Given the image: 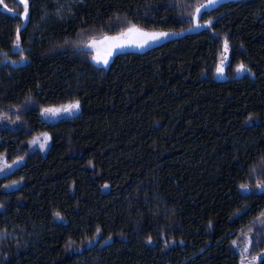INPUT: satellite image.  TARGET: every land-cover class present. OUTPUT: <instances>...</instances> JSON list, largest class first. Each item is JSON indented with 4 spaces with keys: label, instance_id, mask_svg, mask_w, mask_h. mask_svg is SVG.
<instances>
[{
    "label": "trees",
    "instance_id": "trees-1",
    "mask_svg": "<svg viewBox=\"0 0 264 264\" xmlns=\"http://www.w3.org/2000/svg\"><path fill=\"white\" fill-rule=\"evenodd\" d=\"M207 1L29 0L24 25L3 0L0 156L23 163L0 177V264H240L243 233L264 253V0L220 4L210 27L108 68L84 49L130 24L185 31ZM75 99L77 115L42 119ZM41 133L50 148L28 152Z\"/></svg>",
    "mask_w": 264,
    "mask_h": 264
},
{
    "label": "rangeland",
    "instance_id": "rangeland-1",
    "mask_svg": "<svg viewBox=\"0 0 264 264\" xmlns=\"http://www.w3.org/2000/svg\"><path fill=\"white\" fill-rule=\"evenodd\" d=\"M21 6L23 7V4L21 3V0H17ZM229 1H234V0H219V3L212 5V6H208V7H203L200 10V14H199V18L201 16V14L205 11H210L216 7H218L220 4L229 2ZM203 5H208V1L206 3H204ZM0 6L7 10L4 6H2V3H0ZM196 14L194 16V25L192 27H190L189 29L182 31V32H177L180 33V35H170L167 38H163L160 39L156 42H150L147 45L140 47L137 44H126L124 47L122 48H116L113 55L109 58V62L107 65L103 64L102 62H97L95 59H93V62L100 67H104V68H108L110 63L113 61L114 57L117 54L120 53H124V52H137V53H143L151 48L160 46L168 41L174 40V39H180L182 37H184L185 35L188 34H192V33H196L199 32L203 29H206L208 26H202V27H196ZM24 20V18H23ZM28 22V20H24V25H26ZM201 25H204L202 23H200ZM146 31V30H145ZM147 32H153V31H147ZM167 32V31H166ZM114 35V36H109V37H115L118 36ZM108 36V35H107ZM105 36H102L100 38H94L89 40L85 45H84V49L87 51H90L93 54V57H95L96 55H105L107 49L109 48L111 42H106L105 41ZM123 39L125 40H133V39H141L140 37H136V36H126ZM93 41H95L96 43L93 45ZM229 58H230V50L228 47V50L226 51L224 48V52L220 58V61L218 63V67H217V71H216V75H215V79L218 81H224L226 79V68L228 66L229 63ZM223 68V72H219L218 69L219 68ZM246 74H249V71H247V69H245L244 71H240L239 69H237L236 71V77L237 78H242L244 77ZM61 107V106H60ZM60 107H51V108H60ZM81 110V106L80 109L75 112V113H66V112H60V113H45L44 111L41 113L42 119L44 121H56V120H60L63 118H67V117H73L75 115H77ZM45 134H47V136L51 137L48 133H41L39 135H37L36 137H34L33 139H31L29 142H27L24 146V148L28 151V152H32V151H40L42 153H46L47 150L50 148L51 144H52V138L50 140L46 141V146L41 147V144H45ZM33 141H36L35 143H33ZM23 163V158L17 159L14 162L8 161V159L4 156H0V177H4L6 175L11 174L12 172H14L20 165H22ZM22 182H15L12 183L10 185H8L5 190L6 191H12L15 190L17 188H19L21 186ZM261 226L264 227V216L261 220ZM235 243H233L234 249L237 251V253L240 255V264H259L261 260L264 259V253H260L258 255H253L252 253V243H253V237L250 233H243L239 236V238L237 240L234 241ZM87 244H80V247H85ZM74 245H72V249H74L75 247H73Z\"/></svg>",
    "mask_w": 264,
    "mask_h": 264
},
{
    "label": "snow or ice",
    "instance_id": "snow-or-ice-1",
    "mask_svg": "<svg viewBox=\"0 0 264 264\" xmlns=\"http://www.w3.org/2000/svg\"><path fill=\"white\" fill-rule=\"evenodd\" d=\"M3 0H0V3H2ZM34 2L35 0H33V6H34ZM21 3L23 4V18L24 20H28L29 19V0H21ZM219 3V0H208V5H199L196 7V27H202V26H211L212 24V20H206L204 22V25L200 24L199 21V14H200V10L203 7H208V6H212ZM5 8H7V5H4ZM9 11H11V9H9ZM57 11H59V8L57 9ZM62 18V17H61ZM170 35H180V33L177 32H166V31H153V32H147L144 29H142L141 27H139L136 24H130L129 27H127V29L125 31H122L118 36L115 37H109V36H105V41L106 42H111L109 48L106 51V54L101 56V55H96L95 57H93V59H95L97 62H102L103 64L107 65L109 62V58L113 55L114 51L116 48H122L124 47L126 44H137L140 47H143L145 45H147L150 42H156L160 39L163 38H167ZM126 36H136V37H140L141 39H133V40H125L123 39ZM20 29L19 27L16 30V47L19 48L20 47ZM96 42L93 41V45ZM224 46H225V50H228V41L227 39H225L224 41ZM238 69L240 71H244L245 69H247V71L251 72V69L248 68L246 65H244L243 63H241L238 66ZM219 72H223V68H219L218 69ZM80 100L79 99H75L73 102L67 104V105H63L60 108H45L43 109V111L45 113H60V112H66V113H75L80 109ZM51 137L47 136V134H45V144H41V147L46 146V141L50 140ZM36 141H33V143H35ZM15 183V182H14ZM258 188H260L261 190H264V182H260L257 181V185ZM240 188L247 192L249 190V186L246 184H241ZM0 207H2V205H0ZM57 217H60L61 214L59 212L56 213ZM62 218V217H61ZM100 232V229H97V233ZM149 242H151V237L148 238ZM107 243V242H106ZM235 243V242H234ZM243 264V262H242Z\"/></svg>",
    "mask_w": 264,
    "mask_h": 264
}]
</instances>
